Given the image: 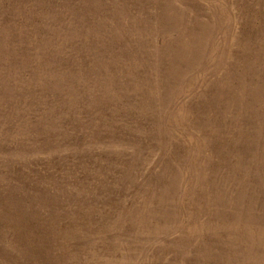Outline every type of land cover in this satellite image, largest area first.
Wrapping results in <instances>:
<instances>
[{
    "label": "rangeland",
    "instance_id": "rangeland-1",
    "mask_svg": "<svg viewBox=\"0 0 264 264\" xmlns=\"http://www.w3.org/2000/svg\"><path fill=\"white\" fill-rule=\"evenodd\" d=\"M0 264H264V0H0Z\"/></svg>",
    "mask_w": 264,
    "mask_h": 264
}]
</instances>
